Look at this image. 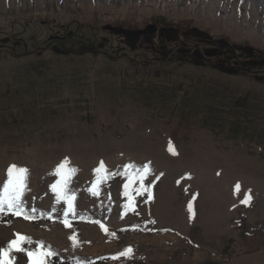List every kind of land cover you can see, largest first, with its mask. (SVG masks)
<instances>
[{"label":"rangeland","instance_id":"374dc122","mask_svg":"<svg viewBox=\"0 0 264 264\" xmlns=\"http://www.w3.org/2000/svg\"><path fill=\"white\" fill-rule=\"evenodd\" d=\"M11 165L39 221L5 210L0 249L264 264V0H0V190Z\"/></svg>","mask_w":264,"mask_h":264},{"label":"snow or ice","instance_id":"6c2138e0","mask_svg":"<svg viewBox=\"0 0 264 264\" xmlns=\"http://www.w3.org/2000/svg\"><path fill=\"white\" fill-rule=\"evenodd\" d=\"M169 151L172 154H175L174 146L169 145ZM64 168V165L61 164L57 169V174L62 175L61 170ZM104 169L103 163H101L100 167L95 169L97 173L101 172ZM27 173L28 170L23 167H19L17 165H11L7 169V180L3 184L2 190H0V216L5 214V210L7 212L12 213L13 215H23L25 219H33L35 209H32V214H28L23 205L24 202L22 200V194L26 190L27 183ZM238 187V186H237ZM127 188V185H125ZM52 190L57 192L59 195L62 191L60 184L52 185ZM127 195V192H125ZM247 202V201H245ZM68 211H71V198H68ZM67 212H65V216H67ZM66 226H70L69 222L65 220ZM103 228V225H101ZM73 239L75 246V237H70ZM30 238L17 234V239L9 242V245L5 249H0V264H11L10 253L13 251H23L29 258V264H49L48 258L55 255V253L50 248H45L42 243H38L35 250L25 249V244H31ZM132 250L131 248L127 249L125 252L117 254L116 256L109 257L111 259H118L121 255H127ZM77 264H88V262L77 261Z\"/></svg>","mask_w":264,"mask_h":264},{"label":"trees","instance_id":"16d2710c","mask_svg":"<svg viewBox=\"0 0 264 264\" xmlns=\"http://www.w3.org/2000/svg\"><path fill=\"white\" fill-rule=\"evenodd\" d=\"M26 212L28 214H32V212H30V211H26ZM70 212L73 213V214H77V210L73 206H72V209H71ZM6 213H8V212H6ZM18 216L24 218L23 215H13L14 218H16ZM50 216H52L51 213L47 215V217H50ZM34 217L35 218H33V219H27V220L38 222L39 218H37L35 216V214H34ZM134 227H136V224L135 225L132 224V225L125 226L121 230H130V229H132ZM48 261H49V264H77V261L88 262V264H101L99 259L96 258V257H89L88 258V257H84V256H78L76 258H68L67 259V258H64L63 256L58 255V254H55L54 256L48 258ZM115 264H128V263L126 261H124V260H116Z\"/></svg>","mask_w":264,"mask_h":264},{"label":"flooded vegetation","instance_id":"af4514ba","mask_svg":"<svg viewBox=\"0 0 264 264\" xmlns=\"http://www.w3.org/2000/svg\"><path fill=\"white\" fill-rule=\"evenodd\" d=\"M148 35L146 33H142L139 37V40L134 44L135 46H132L131 43H129L133 48H138V47H141V46H148V41L145 39L147 38Z\"/></svg>","mask_w":264,"mask_h":264},{"label":"water","instance_id":"95a60500","mask_svg":"<svg viewBox=\"0 0 264 264\" xmlns=\"http://www.w3.org/2000/svg\"><path fill=\"white\" fill-rule=\"evenodd\" d=\"M140 32H128L127 38L129 43H131L132 46H135L134 44L139 40Z\"/></svg>","mask_w":264,"mask_h":264}]
</instances>
